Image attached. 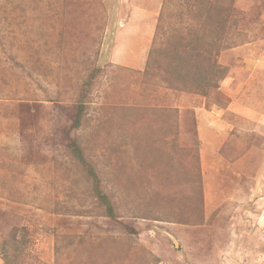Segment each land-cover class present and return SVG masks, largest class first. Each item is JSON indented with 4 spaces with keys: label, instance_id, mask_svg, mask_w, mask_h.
<instances>
[{
    "label": "rangeland",
    "instance_id": "1",
    "mask_svg": "<svg viewBox=\"0 0 264 264\" xmlns=\"http://www.w3.org/2000/svg\"><path fill=\"white\" fill-rule=\"evenodd\" d=\"M163 258L264 264V0H0V264Z\"/></svg>",
    "mask_w": 264,
    "mask_h": 264
},
{
    "label": "crops",
    "instance_id": "2",
    "mask_svg": "<svg viewBox=\"0 0 264 264\" xmlns=\"http://www.w3.org/2000/svg\"><path fill=\"white\" fill-rule=\"evenodd\" d=\"M191 239V238H190ZM166 258H163L161 261H159L156 264H169L167 260H165Z\"/></svg>",
    "mask_w": 264,
    "mask_h": 264
},
{
    "label": "bare ground",
    "instance_id": "3",
    "mask_svg": "<svg viewBox=\"0 0 264 264\" xmlns=\"http://www.w3.org/2000/svg\"><path fill=\"white\" fill-rule=\"evenodd\" d=\"M137 53V62L139 61V63H140V61L142 60V55H140V53L139 52H136Z\"/></svg>",
    "mask_w": 264,
    "mask_h": 264
}]
</instances>
